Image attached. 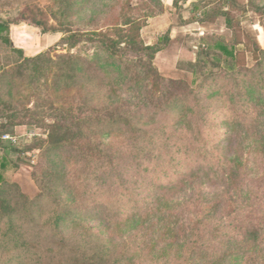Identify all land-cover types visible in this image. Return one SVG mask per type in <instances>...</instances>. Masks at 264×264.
Segmentation results:
<instances>
[{"label": "rangeland", "instance_id": "1", "mask_svg": "<svg viewBox=\"0 0 264 264\" xmlns=\"http://www.w3.org/2000/svg\"><path fill=\"white\" fill-rule=\"evenodd\" d=\"M210 2L183 19L181 1L0 0L1 22L23 28L11 41L23 55L0 45V264H74L113 234L130 251L152 242L135 264H264V0ZM59 56L91 64L61 93ZM110 100L146 125L104 141L101 156L99 142L50 147L62 112L91 116ZM171 187L174 203L146 218ZM67 207L74 215L49 225ZM169 213L177 238L164 235Z\"/></svg>", "mask_w": 264, "mask_h": 264}, {"label": "trees", "instance_id": "2", "mask_svg": "<svg viewBox=\"0 0 264 264\" xmlns=\"http://www.w3.org/2000/svg\"><path fill=\"white\" fill-rule=\"evenodd\" d=\"M9 26L7 23L0 22V45L3 44L11 50H13L15 53L23 55L21 50L14 49L12 42L9 38L8 31ZM78 37L77 34L73 33L70 34L66 39L69 41H74ZM219 49L223 50L227 53L228 56H233L232 52H229L226 47L220 45L218 46ZM23 58V56H22ZM33 59H25V62H32ZM58 61L63 62L62 64H57V74L55 75V83L54 88L60 91L55 90L56 92H66L74 86L75 80L73 81L74 77L77 76L76 73L82 68V66H90L88 61H83L84 64H78L81 62L79 58L76 57H65V56H59ZM77 65V66H76ZM107 65H115V64H107ZM81 66V67H80ZM119 68V67H117ZM91 69V68H90ZM233 70V66L229 68ZM38 73V71H35ZM93 73V72H92ZM106 73V72H105ZM97 70L94 72L93 75L90 73L86 75V80L91 81L92 79H98ZM107 74V73H106ZM71 81L70 83H66V81ZM179 85V84H178ZM61 86V89H60ZM66 87V88H65ZM99 87H101V84H99ZM113 84L109 83V88L107 92L113 91ZM181 86H178V88ZM101 89V88H100ZM65 90V91H62ZM106 90V89H105ZM91 91V89H90ZM97 92V91H96ZM95 92V93H96ZM105 93V92H104ZM85 104V102H84ZM100 109L96 110L94 109V114L91 116H82L81 118H74L69 113V111H66L67 114H65V111L62 112L61 118L52 120V124L49 125V128H51L50 135H49V145L53 148H59L60 146L68 145L73 140H77L81 143L82 147L83 143H86L87 148H91L94 143L98 144L92 148V150L96 151L97 156H101L104 154L106 150L102 149L101 146L104 144V141H108V146H111L113 144L112 138H118L125 137L126 135L130 134L131 131H135L136 128H132L136 123L138 126L140 122V117H136V114H126V115H120V113L117 112V110H120L119 106L116 105V103H113L112 100L108 102V105L106 106H98ZM58 110V109H57ZM67 115V117H64ZM182 120V118H181ZM12 123V122H11ZM186 124V123H185ZM90 125V126H85ZM140 125H146L143 122ZM132 128V129H131ZM131 130V131H130ZM95 154V153H93ZM1 168H6V162H1ZM0 182H3V178L1 177ZM2 185V184H1ZM0 185V187H1ZM161 187V186H160ZM172 188V187H171ZM165 189V193H163L161 196H159L158 200H155V207L150 206L146 218L154 216L155 213L161 211V207L163 204H161V201L167 200L170 204H173V200H170L174 194V188L172 189ZM166 202V203H168ZM68 205V204H67ZM72 215H74L73 211H71L68 207L65 210H55L52 212V215L49 216V225L52 224L55 228H58L62 222L70 218ZM141 216L137 213L133 215H130V219H133V217ZM128 217V216H127ZM138 221H143L144 218H136ZM126 220V219H125ZM176 218L173 214L169 213L166 216H164V222L162 225H168L167 228H165L164 235L168 234L171 238L175 236H179L177 234V225L175 224ZM76 225V224H75ZM150 225V224H149ZM161 226V225H160ZM77 227L81 229V234L86 237H91L92 233L87 228H85L80 223L77 224ZM154 226H150L149 228H153ZM159 227V226H157ZM142 232H147L148 229H145L143 227L140 228ZM156 229V227H155ZM104 230H108V228H105ZM24 230L20 227L13 228V225L11 223L8 224L6 234H14V238L20 237L21 240L24 239L23 236ZM111 233V232H110ZM114 233V232H113ZM139 233V232H137ZM246 236L248 239H252L255 243L257 241L259 234L256 231H248L246 232ZM94 237V236H93ZM117 236L113 234L111 239H97L98 242L97 249L94 252H91L90 250H87L86 252L80 253L77 257L80 261L74 262V264H120L121 262L125 261L129 262V264H135L137 260L139 259H145V258H151L153 255L147 250L152 242H145L141 246L139 245L135 250H128L126 249V243L128 241L127 238L125 240L119 242V244H116L113 242L116 239ZM83 241H89V240H83ZM236 242H229V244H235ZM195 254V250H193L190 254ZM180 257L186 255L185 252L182 250L179 253ZM199 256H203L202 254ZM191 257H189L188 260H190ZM203 258V257H202ZM222 258V257H220ZM209 260V259H206ZM74 261V259H73ZM212 263V262H211ZM208 264V262H207ZM213 264V263H212Z\"/></svg>", "mask_w": 264, "mask_h": 264}, {"label": "crops", "instance_id": "3", "mask_svg": "<svg viewBox=\"0 0 264 264\" xmlns=\"http://www.w3.org/2000/svg\"><path fill=\"white\" fill-rule=\"evenodd\" d=\"M177 1H181L182 2V4H183V7H185L186 9H189V10H187L186 12H182L183 13V19H185L186 18V16H185V14L187 13V14H189L191 11H195V13H196V10H197V15H199V10H202V7L203 8H205V9H208L211 5H212V3L210 2L211 0H207V2H206V0H160V2L162 3V4H165V3H170L171 2V4H174L175 2H177ZM223 1V3L222 4H229V3H231L232 1L233 2H235V0H222ZM239 2V1H238ZM202 3H204L203 5H202ZM199 9V10H198ZM223 11H228V9H226V8H224L223 9ZM0 22H1V14H0ZM23 28H18L16 25H10L9 26V31H10V34H9V38H10V40L12 41V42H14V38H13V33H15V31H20V30H22ZM44 37H47V38H45V39H50V38H55V36L53 35V37H50V36H48V35H43ZM41 44H44V45H46L47 44V41H43L42 42V40H41ZM17 49H19V48H17ZM43 49V48H42ZM2 163H3V161H2ZM7 168V167H6ZM5 168V169H6ZM5 169H3V168H1V162H0V179H1V176H2V173H3V171L5 170ZM0 185H1V182H0Z\"/></svg>", "mask_w": 264, "mask_h": 264}, {"label": "built area", "instance_id": "4", "mask_svg": "<svg viewBox=\"0 0 264 264\" xmlns=\"http://www.w3.org/2000/svg\"><path fill=\"white\" fill-rule=\"evenodd\" d=\"M2 141H13L14 139L12 137H10L9 135H3L1 137Z\"/></svg>", "mask_w": 264, "mask_h": 264}]
</instances>
